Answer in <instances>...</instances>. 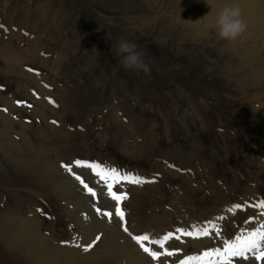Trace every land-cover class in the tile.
<instances>
[{"label":"rangeland","instance_id":"374dc122","mask_svg":"<svg viewBox=\"0 0 264 264\" xmlns=\"http://www.w3.org/2000/svg\"><path fill=\"white\" fill-rule=\"evenodd\" d=\"M202 3L0 0V39L12 49L4 50L7 55L0 51V214L80 257L99 253L114 259L122 249L114 256L108 248L112 235L128 238L149 264L133 235L149 236L155 250L158 236L183 222L198 227L211 219L227 239L231 231L218 215L230 214L226 221L233 230L250 219L249 207L233 216L235 209L228 207L264 200V30L260 25L233 43L221 41L215 17ZM39 9L44 13L35 18ZM200 17L212 24L199 23ZM121 38L144 53L148 75L122 68L115 55ZM11 141L15 146L8 148ZM75 160L141 179L109 181L114 192L126 195L120 203L123 226L119 217L109 221L97 213V208L115 213L103 179L85 167L73 166L72 173L61 167ZM46 161L78 185L89 206L76 214L58 191L24 179L34 180L29 170L40 171ZM76 167L82 169L78 176L98 189L95 197L75 178ZM94 241L90 251L83 250ZM220 246L214 236L183 248L194 257ZM166 250L170 245L157 244L158 252ZM18 258L0 246V264H23Z\"/></svg>","mask_w":264,"mask_h":264},{"label":"bare ground","instance_id":"6f19581e","mask_svg":"<svg viewBox=\"0 0 264 264\" xmlns=\"http://www.w3.org/2000/svg\"><path fill=\"white\" fill-rule=\"evenodd\" d=\"M157 1L159 2V0H157ZM198 1L203 2L202 8H205L206 10H208V12L212 13L211 16L214 15L215 20H216V14L225 5H229V4H233V3L238 4L242 9L243 19L248 24V29L254 30V29H257L261 25L262 28H260V29L264 30V0H198ZM191 6H192V4H191ZM31 7L29 9V14H30V12H32ZM134 11H138V10L135 9ZM192 11H194V10H192ZM126 12L131 13L132 11L126 10ZM43 13L44 12L41 9H39L35 18H38L39 14H43ZM31 14H33V12ZM194 14L195 13L193 12L192 15L190 14L191 16L187 15L188 17L186 19V22H187L188 26H192L191 25V23H192L191 19H192V17H195L197 15V14L196 15H194ZM204 18L205 17H200V20H198L199 23L204 22L206 24L209 23V25L212 24L211 19L208 20V17H206L205 19ZM157 20H158V18H157ZM190 21H191V23H190ZM172 23H174V22H172ZM147 24H148V21L145 20L144 25L146 26ZM250 35H252V34L250 33ZM16 39L21 41L20 37H17ZM6 45H7L6 42H3L0 39V51L2 52V50H3V53H5V55H7L5 51H11L12 50L9 47H7ZM8 57H9L8 62H10L11 64H16V62L9 55H8ZM3 60H5V59L3 58ZM251 79H253V78H251ZM259 80H260V78H259ZM260 82H262V80ZM39 132H41L40 133V135L42 136L41 140H43L44 139L43 135L45 133H43L42 130H39ZM23 138H24V136H23ZM6 146L8 148H11V147L15 146V144L11 141V143L6 144ZM19 146H20V144H19ZM19 146H18V148H19ZM38 150L41 151L42 153H45L46 148H40L39 147ZM10 160H11V158H10ZM34 160H36V159H34ZM27 167H29V166H27ZM76 169H77V171H75V173L77 175H79L80 173H79L78 169H80L81 171H82V169L77 168V167H76ZM22 171H23V167H22ZM29 171L31 172L30 177H33L34 180H29L27 178H24V179H26L28 181H35V182H38L40 184L47 185V186L55 189L56 191H58L66 199H69L74 204V207L76 209V214H78V211L81 207L86 208V206L88 205V199H86L85 196L81 195L78 192V190L82 192V190L78 187V185L76 183L72 184L70 180L66 179L62 174H59L61 171L58 172L59 170H57V168H55L54 166L49 165L47 161L44 164V168L41 169L40 171H33V170H29ZM85 171L88 172L93 177L99 179L98 176L95 174V172L92 169L85 167ZM70 178L72 180H74V176H72ZM102 184H103V180L100 183H98V185H102ZM101 191H103V190H101ZM97 192H98V189H97ZM84 194L86 195L87 193H84ZM90 202H91V200L89 201V203ZM104 202H105V200H102L103 204L108 205V203H104ZM1 214H0L1 215V217H0V246H3L8 251V253H13L17 256V258L19 257L18 259L21 260L23 264H75L74 262H76L77 259H80V261L83 262L82 264H149L146 262L144 256L141 255L140 253H138L133 248L131 242L128 240L127 237H126L127 238L126 240H128V241L124 240L122 237L112 235L111 245H110V247H108V246L107 247L110 248V250L114 253V256H115V254L118 255L119 250L122 249L121 255H118L114 259H104V258H102L103 254H99V253H91L87 256L80 257V254H77L76 251H72V250H69L66 248L60 249V248L54 247L52 245V243L48 239H46L45 236L40 234L39 232H36L34 230H33L34 232L27 231L23 226L17 224L12 216L7 215L6 213H1ZM263 219H264V217H263ZM98 222H99L98 220L94 221L93 225L95 227V230H96ZM248 227H249V225L241 232V234L247 232ZM111 230L115 234H121L119 230H116L114 228H112ZM25 231H26V233H25ZM105 232H106V230H105ZM91 235L92 234H89V237H91ZM99 240H101V237ZM118 243L121 245H119ZM200 254H201V252H198L195 255H200ZM240 262H242V261H240ZM240 264H247V262L246 263H240Z\"/></svg>","mask_w":264,"mask_h":264},{"label":"snow or ice","instance_id":"6c2138e0","mask_svg":"<svg viewBox=\"0 0 264 264\" xmlns=\"http://www.w3.org/2000/svg\"><path fill=\"white\" fill-rule=\"evenodd\" d=\"M0 27L3 26L0 25ZM53 123L56 122L53 121ZM73 166L90 168L95 172L96 175H98L106 182L108 191L111 194V198L116 202L115 213L109 211H104L101 213V210L99 208L96 209L97 213L107 217L109 221L113 219V216L119 217L123 226L125 222V213L124 210L120 207V203L123 199H126V195L114 192L112 190L113 183L109 181L128 180L129 182L141 183V179L134 178L129 180L128 175L121 176L117 169H104L99 164L94 162L75 160L71 165L61 164V167L65 168L70 173H72ZM75 178L80 181V183L91 196L95 197L96 193L81 179L80 176L76 175ZM245 207H255L257 209L258 215L264 216V200L258 201L255 205L238 204L232 206V208L236 210H243ZM231 210L232 209H230V211ZM123 230L125 232H128V228L126 226H124ZM176 231L181 235L188 236L194 239L207 237L211 234V232H216L217 235L220 234V230L216 228L215 225H213L211 230L207 226H204L192 231L181 229H177ZM171 238L179 239L180 237H173L172 233H168L158 242L159 247L163 248L164 243ZM99 239L100 237L98 236L96 238V241H99ZM132 239L141 247L142 251L148 254L153 260H159L161 255L172 256L175 254L172 251H165L164 253H160L151 250L145 245V241H148L150 243H152L153 241H151L149 236H147L146 234L141 236L133 235ZM96 241H94L93 244L85 246L83 250L86 252L90 251L95 246ZM77 247H79V245H77ZM249 259H254L258 262V264H260V262H264V222L260 223L255 230L248 232L246 235H237L232 240L225 239L223 241V247L207 250L194 257H187L186 259L180 261V264H238L239 260Z\"/></svg>","mask_w":264,"mask_h":264},{"label":"clouds","instance_id":"9594fccd","mask_svg":"<svg viewBox=\"0 0 264 264\" xmlns=\"http://www.w3.org/2000/svg\"><path fill=\"white\" fill-rule=\"evenodd\" d=\"M213 27L218 39L227 43L237 41L248 30V24L243 19L242 9L235 3L225 5L216 14ZM115 55L120 57V65L125 70H133L138 73L142 71L145 75L151 71L149 64L145 61L144 53L138 50L135 42L121 38L115 46ZM261 159L264 160V158Z\"/></svg>","mask_w":264,"mask_h":264}]
</instances>
